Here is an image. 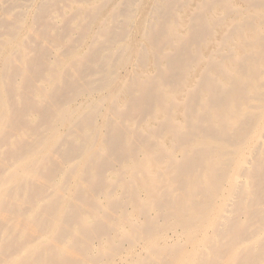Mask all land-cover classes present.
<instances>
[{
  "label": "bare ground",
  "instance_id": "1",
  "mask_svg": "<svg viewBox=\"0 0 264 264\" xmlns=\"http://www.w3.org/2000/svg\"><path fill=\"white\" fill-rule=\"evenodd\" d=\"M0 264H264V0H0Z\"/></svg>",
  "mask_w": 264,
  "mask_h": 264
}]
</instances>
